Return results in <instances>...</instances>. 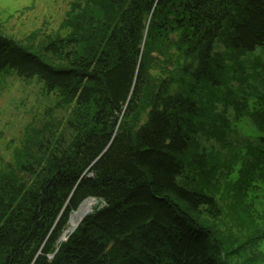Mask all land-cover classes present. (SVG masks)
Segmentation results:
<instances>
[{
	"label": "trees",
	"instance_id": "trees-1",
	"mask_svg": "<svg viewBox=\"0 0 264 264\" xmlns=\"http://www.w3.org/2000/svg\"><path fill=\"white\" fill-rule=\"evenodd\" d=\"M39 38L0 23V88L56 99L0 155V264H264V0H72Z\"/></svg>",
	"mask_w": 264,
	"mask_h": 264
},
{
	"label": "rangeland",
	"instance_id": "rangeland-1",
	"mask_svg": "<svg viewBox=\"0 0 264 264\" xmlns=\"http://www.w3.org/2000/svg\"><path fill=\"white\" fill-rule=\"evenodd\" d=\"M71 1L0 0V23L3 24L6 34L20 40L32 32H39V40L53 36L59 32V26ZM55 101L54 96L41 92L40 84L32 83L26 86L13 77L3 82L0 88V155L7 157L9 154L7 148L13 145L12 142L18 143L28 124L43 118L47 107L53 105ZM69 112L68 109L58 108L54 113L59 117H67ZM86 215L77 220L73 217L74 221L77 223ZM72 217L70 222L74 230L77 226L74 227L72 224Z\"/></svg>",
	"mask_w": 264,
	"mask_h": 264
},
{
	"label": "water",
	"instance_id": "water-1",
	"mask_svg": "<svg viewBox=\"0 0 264 264\" xmlns=\"http://www.w3.org/2000/svg\"><path fill=\"white\" fill-rule=\"evenodd\" d=\"M96 201L94 200V199H90V200H88V201H86L84 204H82V206L78 209V211L77 212H75L74 213V215H73V217H76L77 215H78V213L79 212H81V210L83 209V206L84 205H89V208H88V211L86 212V213H84L83 215H80V217L81 216H84V215H86L87 213H89V212H92V205L95 203ZM72 217V224H74V227H76V226H78L79 225V222L81 221V220H79V222H75L74 221V218Z\"/></svg>",
	"mask_w": 264,
	"mask_h": 264
},
{
	"label": "bare ground",
	"instance_id": "bare-ground-1",
	"mask_svg": "<svg viewBox=\"0 0 264 264\" xmlns=\"http://www.w3.org/2000/svg\"><path fill=\"white\" fill-rule=\"evenodd\" d=\"M88 208H89V205H84L81 212H79L78 215L75 217V220L79 219L80 215H83L84 213H86L88 211Z\"/></svg>",
	"mask_w": 264,
	"mask_h": 264
}]
</instances>
